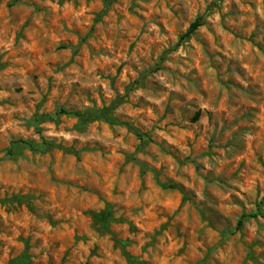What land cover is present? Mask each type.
<instances>
[{"label":"rangeland","instance_id":"obj_1","mask_svg":"<svg viewBox=\"0 0 264 264\" xmlns=\"http://www.w3.org/2000/svg\"><path fill=\"white\" fill-rule=\"evenodd\" d=\"M0 264H264V0H0Z\"/></svg>","mask_w":264,"mask_h":264},{"label":"trees","instance_id":"obj_2","mask_svg":"<svg viewBox=\"0 0 264 264\" xmlns=\"http://www.w3.org/2000/svg\"><path fill=\"white\" fill-rule=\"evenodd\" d=\"M200 26V23L199 22H194L189 31L187 32V35L191 34L192 32H194V30H196L198 27ZM55 116L58 117V116H72V117H75L77 118L81 123L80 124H84V123H87V122H90L92 120H94L95 118H100L99 117H86L84 118L82 115L78 114V113H72L70 111H67L65 109H59L58 111L55 112ZM19 144L22 146V148L24 149H27L29 151H38L39 150V147L35 146L33 143L29 142V141H18L17 143H15L14 145H18ZM15 151V148H11L9 150V153L10 154H13ZM99 219L102 220V222L104 221H108L110 219V211L109 210H105L100 216H99ZM242 224V222L240 221L239 222V226ZM105 227V226H104Z\"/></svg>","mask_w":264,"mask_h":264}]
</instances>
